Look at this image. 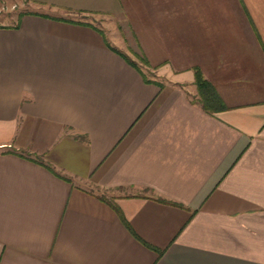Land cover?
Wrapping results in <instances>:
<instances>
[{
    "label": "crops",
    "instance_id": "1",
    "mask_svg": "<svg viewBox=\"0 0 264 264\" xmlns=\"http://www.w3.org/2000/svg\"><path fill=\"white\" fill-rule=\"evenodd\" d=\"M22 2L0 23V264H264V0Z\"/></svg>",
    "mask_w": 264,
    "mask_h": 264
},
{
    "label": "trees",
    "instance_id": "2",
    "mask_svg": "<svg viewBox=\"0 0 264 264\" xmlns=\"http://www.w3.org/2000/svg\"><path fill=\"white\" fill-rule=\"evenodd\" d=\"M110 49L115 51V49H113L111 47H110ZM115 52H117V51H115ZM123 58L130 65L134 66L133 62L127 60L124 56H123ZM140 60L142 63L146 62L143 58H140ZM192 74H193V83H194L196 91H197V97L195 99V102H197L203 110L208 111V112H212V111H215L217 109H221L223 106H222L218 96L216 95L212 86L202 76L201 71L197 67H193L192 68ZM47 168L50 169V167H47ZM135 195H137V194H135ZM99 199L108 203L113 208V210L116 212V214L120 218V220L127 226V223L124 221L122 214L120 213L119 209L115 206V204L107 201L102 196H100Z\"/></svg>",
    "mask_w": 264,
    "mask_h": 264
},
{
    "label": "rangeland",
    "instance_id": "3",
    "mask_svg": "<svg viewBox=\"0 0 264 264\" xmlns=\"http://www.w3.org/2000/svg\"><path fill=\"white\" fill-rule=\"evenodd\" d=\"M21 2L22 0H0V23H10L13 21L16 14L25 11V3ZM36 10L47 12L48 9L45 7H39ZM91 18L94 17L90 16L89 19ZM125 53L130 56V53L127 50ZM144 73L147 76H150L149 72L144 71Z\"/></svg>",
    "mask_w": 264,
    "mask_h": 264
}]
</instances>
